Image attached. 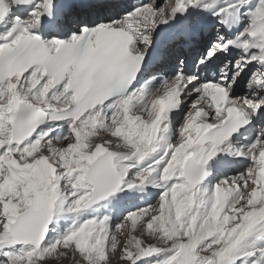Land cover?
I'll return each mask as SVG.
<instances>
[{
  "label": "snow or ice",
  "instance_id": "obj_1",
  "mask_svg": "<svg viewBox=\"0 0 264 264\" xmlns=\"http://www.w3.org/2000/svg\"><path fill=\"white\" fill-rule=\"evenodd\" d=\"M0 264H264V0H0Z\"/></svg>",
  "mask_w": 264,
  "mask_h": 264
}]
</instances>
